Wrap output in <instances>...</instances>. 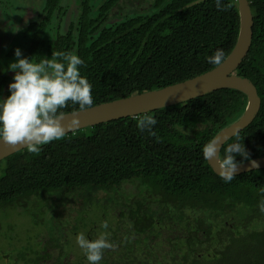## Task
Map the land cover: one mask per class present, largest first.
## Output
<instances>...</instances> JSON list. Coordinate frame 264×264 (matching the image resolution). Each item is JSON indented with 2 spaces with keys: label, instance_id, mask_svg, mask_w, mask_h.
Listing matches in <instances>:
<instances>
[{
  "label": "trees",
  "instance_id": "trees-1",
  "mask_svg": "<svg viewBox=\"0 0 264 264\" xmlns=\"http://www.w3.org/2000/svg\"><path fill=\"white\" fill-rule=\"evenodd\" d=\"M138 1L77 0L78 14L65 28V0H45L37 19L22 28V56L36 63L48 53L78 55L94 106L208 72L216 65L206 58L223 49L226 59L237 42L236 0H222L223 11L215 0ZM249 2L253 40L236 73L254 82L262 104L255 120L220 152L222 160L227 146L238 141L248 158L236 154L237 163L264 157V0ZM134 6L154 11L128 16ZM58 20L63 24L55 30ZM13 76L3 75L0 97L10 95ZM246 106L243 92L220 89L65 134L38 153L19 151L0 162V212L20 208L42 224L48 233L42 245L59 250L53 264H88L85 256L77 263L65 257L68 233L88 227L90 212L99 219L85 237L106 234L112 244L100 264H264V168L225 182L203 155V147ZM78 110L69 102L60 111ZM147 117L157 121L153 134L137 127ZM40 202L42 209H35ZM69 202L78 205L72 227L59 208ZM48 256L39 254L32 264Z\"/></svg>",
  "mask_w": 264,
  "mask_h": 264
},
{
  "label": "clouds",
  "instance_id": "clouds-1",
  "mask_svg": "<svg viewBox=\"0 0 264 264\" xmlns=\"http://www.w3.org/2000/svg\"><path fill=\"white\" fill-rule=\"evenodd\" d=\"M215 6L218 11L225 9L222 0H215ZM14 55L16 59L8 65V70L14 73L8 85L10 95L0 97V141L12 148L24 145L29 152L38 153L42 145L63 138L73 127L79 126V112L73 113L70 124L65 126L61 123L64 115L60 110L69 102L78 105L81 111L90 109L93 105L92 88L80 74L83 60L74 53H53L51 59L44 58L36 63L22 56L19 48L15 49ZM206 60L219 67L226 62L225 53L223 49H217ZM156 123L153 117L142 118L137 127L141 132L147 130L153 134ZM218 153L215 140L203 147L204 158L215 157L219 165L218 175L230 182L237 169L235 155L247 159L248 154L238 141L227 146L222 160L218 159ZM259 207L264 213V202ZM101 226L108 228L106 222ZM76 239L88 264H100L103 251L112 247L106 234L89 240L81 233Z\"/></svg>",
  "mask_w": 264,
  "mask_h": 264
},
{
  "label": "water",
  "instance_id": "water-1",
  "mask_svg": "<svg viewBox=\"0 0 264 264\" xmlns=\"http://www.w3.org/2000/svg\"><path fill=\"white\" fill-rule=\"evenodd\" d=\"M236 1L240 16L239 35L233 50L226 58V62L223 65L219 67L216 66L212 70L191 79L160 89L104 102L94 105L87 110L65 113L63 114L64 118L61 120V123L65 126L70 124L73 113L75 112H79L77 115L80 120L79 126L73 127L66 134L117 119L137 117L156 109L187 102L220 89H235L246 94L247 106L240 118L224 127L213 138V140L217 141L219 151L218 159H220V152L223 146L255 120L262 104L261 97L254 82L236 73V70L248 55L251 48L254 27V16L249 0ZM26 149L24 145L20 144L14 148L8 147L0 141V162ZM207 161L213 171L218 175L219 165L216 158L213 157ZM253 162L255 163L253 164ZM262 168H264V157L254 158L242 163H237L234 176Z\"/></svg>",
  "mask_w": 264,
  "mask_h": 264
},
{
  "label": "rangeland",
  "instance_id": "rangeland-1",
  "mask_svg": "<svg viewBox=\"0 0 264 264\" xmlns=\"http://www.w3.org/2000/svg\"><path fill=\"white\" fill-rule=\"evenodd\" d=\"M44 1L45 0H0V80L6 73H12L8 70V65L16 59L14 55L15 49L19 48L22 51L24 45L23 38L21 37L22 28L37 19L39 13L44 8ZM100 1L102 2L104 0H96L97 3ZM140 1H138V4ZM65 5L68 6V13L65 22L63 24L62 21L58 20L56 23H53L52 26L55 30H57L58 25L62 24L67 28L69 21L78 14L77 0H65ZM153 11L154 8L134 6L128 10L127 14L128 16H133L136 13L151 14ZM123 18L124 16L113 17L111 22H117L119 19ZM55 34L56 31H54V36ZM47 56L48 59H51L52 54L48 53ZM129 190L131 191V188H129ZM31 205L32 204L30 203L28 204L29 207ZM43 206L44 202H40L35 205V209H42ZM76 207H78V205L72 202H69L65 207H59L62 210L64 208V216L61 217L63 222L66 225L70 222L71 227L75 224L74 220L79 217L75 211ZM46 210L47 208H45L44 212H46ZM7 211L9 212H0V264H10V260L12 264H32V258L37 257L39 254L45 255L47 253L49 256L42 259L40 264H53L59 254V250H55L50 246L46 249L42 245V239H48L47 229L42 224H36L33 221L32 215L23 209L14 208ZM87 217L89 218V221L87 222V224H89L88 227L81 225L78 233H68L67 237L70 247L68 250V256L65 257V260L67 259V261H71L72 259L77 263L81 260V257L85 256L84 251L79 247L76 238L78 234L81 233L85 236V234H87L86 228L89 229L93 222L99 219V216L96 217L92 212L88 213ZM110 218L115 217L112 215ZM21 251L27 252L26 259L19 257ZM34 251L38 252L35 253ZM4 256H6L7 259L3 258Z\"/></svg>",
  "mask_w": 264,
  "mask_h": 264
},
{
  "label": "flooded vegetation",
  "instance_id": "flooded-vegetation-1",
  "mask_svg": "<svg viewBox=\"0 0 264 264\" xmlns=\"http://www.w3.org/2000/svg\"><path fill=\"white\" fill-rule=\"evenodd\" d=\"M0 83H1V80H0Z\"/></svg>",
  "mask_w": 264,
  "mask_h": 264
}]
</instances>
